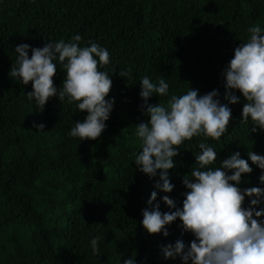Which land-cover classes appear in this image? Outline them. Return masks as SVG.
I'll list each match as a JSON object with an SVG mask.
<instances>
[{
	"label": "trees",
	"instance_id": "16d2710c",
	"mask_svg": "<svg viewBox=\"0 0 264 264\" xmlns=\"http://www.w3.org/2000/svg\"><path fill=\"white\" fill-rule=\"evenodd\" d=\"M254 24L264 29V0H0V264H123L129 258L135 264H183L180 257L165 259L161 246L179 239L187 247L194 237L181 235L179 219L168 226L167 237L149 235L142 210L159 203L169 211L164 195L182 207V180L196 167L199 143L214 148L212 167H218L235 152L245 160L248 151L264 155V131L253 133L250 123L240 121L242 97L229 104L232 120L221 140L185 141L169 170L173 191L160 192L159 175L149 178L134 162L141 150L135 127L149 119L140 80L148 76L158 83L163 77L169 85L167 96L154 95L149 104L166 105L190 88L200 95L218 90L227 104L224 69ZM77 34L81 47L92 41L109 51L110 63L100 70L112 80L106 99H114L101 137L81 142L68 133L86 112L57 97L41 112L27 99L31 82L22 85L9 76L16 46L30 45V57L31 48ZM54 63L59 88L66 73ZM122 71L129 75L122 78ZM248 162L253 171L238 186L264 188L261 170ZM153 191L157 200L149 205ZM249 204L246 197L244 207ZM97 235L103 238L93 254L90 241Z\"/></svg>",
	"mask_w": 264,
	"mask_h": 264
},
{
	"label": "clouds",
	"instance_id": "9594fccd",
	"mask_svg": "<svg viewBox=\"0 0 264 264\" xmlns=\"http://www.w3.org/2000/svg\"><path fill=\"white\" fill-rule=\"evenodd\" d=\"M246 42L234 49V56L224 69L227 104L221 103L219 91L204 95L190 88L186 94L172 95L167 104H149L152 96H167L169 85L163 77L154 83L148 76L140 80L139 96L142 108L149 117L136 125L134 135L141 142V150L135 155L138 170L149 178L159 175L155 188L163 193L173 191L169 170L175 167L174 157L185 141L203 137L220 141L228 131L232 120L229 104L243 103L240 121L251 124L250 130L264 131V29L254 24L247 29ZM82 37L77 34L68 42L63 39L50 41L43 47L31 48L22 43L15 47L16 60L9 76L22 85L31 82L32 91L26 94L30 102L43 112L48 101L57 97L61 103L74 104L79 112H86L83 121L77 120L68 135L79 141L97 140L106 129V121L113 110L114 99H106L112 80L100 69L110 63L109 51L89 41L80 46ZM66 73L62 86L57 88L54 76L57 63ZM122 78L127 71L118 73ZM239 91L241 96L235 94ZM37 130H44L43 123H33ZM195 156V165L182 183L187 189L182 196V207L168 195L162 201L170 209L160 210L159 203L142 210L141 224L149 235H169L168 226L181 222V235L190 233L194 238L186 247L182 240L161 246L165 259L180 257L183 264H264V208L257 210L264 201V188L241 189L242 176L250 174L256 165L261 170L259 181L264 184V155L248 151V160L239 152L212 167L217 160L213 147L201 142ZM231 173V174H229ZM250 198L244 207L245 198ZM157 191H153L147 203L153 205ZM100 235L91 239L93 254H98ZM123 264H135L134 258Z\"/></svg>",
	"mask_w": 264,
	"mask_h": 264
}]
</instances>
